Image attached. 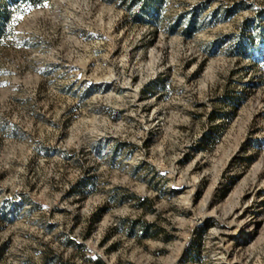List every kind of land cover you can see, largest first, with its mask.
<instances>
[{"label":"rangeland","instance_id":"rangeland-1","mask_svg":"<svg viewBox=\"0 0 264 264\" xmlns=\"http://www.w3.org/2000/svg\"><path fill=\"white\" fill-rule=\"evenodd\" d=\"M15 4L0 264H264V0Z\"/></svg>","mask_w":264,"mask_h":264},{"label":"trees","instance_id":"trees-1","mask_svg":"<svg viewBox=\"0 0 264 264\" xmlns=\"http://www.w3.org/2000/svg\"><path fill=\"white\" fill-rule=\"evenodd\" d=\"M22 1L23 4H25L26 6H28L29 8H35L37 6H39L41 4V2L43 0H20ZM20 6H17L16 4L14 5V8L12 10H7V9H4L3 6H0V38L2 37V33L4 31V24H6L12 17V14L16 13L19 9ZM192 26V24H189ZM76 190L73 189V192H75ZM77 192V191H76ZM11 213L3 216L2 218L3 219H6L8 218V216L10 215ZM93 219V217H92ZM99 220V216H96V219L93 220L92 222L96 223L98 222ZM144 230L146 231V227H144ZM62 237H64L65 241L64 243L66 244V246H74L76 248H83L84 245L83 244H76L75 241L73 239H71L68 235H62ZM86 238V237H84ZM3 249L0 250V254H1V251ZM60 258L58 256H50V255H43L42 257V263L41 264H51V263H57V264H60ZM101 260L100 259H96V264H101Z\"/></svg>","mask_w":264,"mask_h":264},{"label":"snow or ice","instance_id":"snow-or-ice-1","mask_svg":"<svg viewBox=\"0 0 264 264\" xmlns=\"http://www.w3.org/2000/svg\"><path fill=\"white\" fill-rule=\"evenodd\" d=\"M20 19H22V17H20ZM16 21L15 20H13V23H15Z\"/></svg>","mask_w":264,"mask_h":264}]
</instances>
